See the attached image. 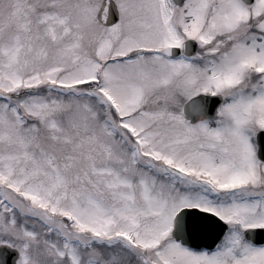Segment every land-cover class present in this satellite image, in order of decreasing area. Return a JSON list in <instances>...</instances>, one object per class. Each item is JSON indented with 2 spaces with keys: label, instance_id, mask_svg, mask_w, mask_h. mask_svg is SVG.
I'll use <instances>...</instances> for the list:
<instances>
[{
  "label": "snow or ice",
  "instance_id": "snow-or-ice-1",
  "mask_svg": "<svg viewBox=\"0 0 264 264\" xmlns=\"http://www.w3.org/2000/svg\"><path fill=\"white\" fill-rule=\"evenodd\" d=\"M0 264H264V0H0Z\"/></svg>",
  "mask_w": 264,
  "mask_h": 264
}]
</instances>
